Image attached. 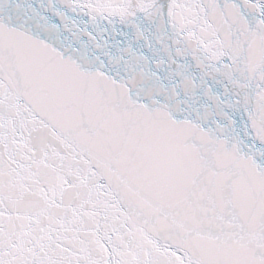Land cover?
<instances>
[{
    "label": "snow or ice",
    "instance_id": "snow-or-ice-1",
    "mask_svg": "<svg viewBox=\"0 0 264 264\" xmlns=\"http://www.w3.org/2000/svg\"><path fill=\"white\" fill-rule=\"evenodd\" d=\"M0 264H264V0H0Z\"/></svg>",
    "mask_w": 264,
    "mask_h": 264
}]
</instances>
